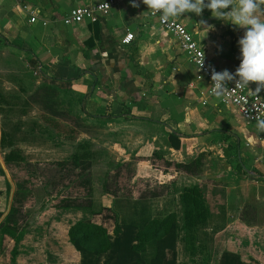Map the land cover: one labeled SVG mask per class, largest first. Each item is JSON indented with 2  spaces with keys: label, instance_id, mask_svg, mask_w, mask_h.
<instances>
[{
  "label": "crops",
  "instance_id": "0c3cea01",
  "mask_svg": "<svg viewBox=\"0 0 264 264\" xmlns=\"http://www.w3.org/2000/svg\"><path fill=\"white\" fill-rule=\"evenodd\" d=\"M105 1L0 0V68L16 73L8 76L12 87L33 86L32 92L44 85L56 87L66 105L72 102L59 114L81 125L73 129L78 142L115 151L120 163L133 161L132 183L150 182L162 190L130 191L127 204L119 194L111 196L104 208L118 215L126 207L139 210L149 220L159 211L173 210L168 201L178 199L182 187L195 185L208 210L196 233L206 252L196 263L217 264L223 252L238 254L247 264L260 262L264 133L209 94L208 81L199 77L158 18L149 16L142 0H135L139 7H132L133 0H113L95 22L64 24L72 9ZM33 11L37 18L31 23ZM175 19L210 64L235 73L246 29L215 18L207 8L199 16L185 13ZM128 33L133 39L124 44ZM256 87L251 83L247 88ZM259 95L264 98V90ZM170 135L178 148L170 145ZM250 247L255 257L248 253Z\"/></svg>",
  "mask_w": 264,
  "mask_h": 264
},
{
  "label": "rangeland",
  "instance_id": "374dc122",
  "mask_svg": "<svg viewBox=\"0 0 264 264\" xmlns=\"http://www.w3.org/2000/svg\"><path fill=\"white\" fill-rule=\"evenodd\" d=\"M9 75L16 73L10 74L0 68V87L14 96L11 99L13 108L9 119L11 124H19L20 128L15 147L22 149L25 160L6 166L3 156L9 150L0 149V224L10 212L16 184L30 191L31 196L26 199L24 207L15 205V210L4 223L14 236L2 235L0 264H78L79 254L67 236L70 225L79 219L89 218L91 222L102 225L108 234L112 235L118 216L110 210L92 215L89 210L62 208L66 201L87 198L92 187V200L98 209L109 204L111 196L119 194L123 197L121 203L127 204L130 201L127 198L130 191L145 193L151 186L152 191L162 190L150 182L132 183L133 161L120 163L115 151L91 149L90 146V156L86 159L74 161L70 158L69 155L73 150L75 152L77 143H81L78 142L80 137L75 135L73 129H78L81 125L74 119L68 120L60 114L66 106L71 107L72 102H67L66 105V100L56 92V87L54 89L44 86L35 92H32L33 86L19 84L12 87ZM47 113L56 118L48 117ZM154 162L163 166L159 159H154ZM187 170L193 171L192 168ZM175 206L171 205L170 209L173 208L181 220L182 211L178 201ZM138 212L139 210L126 207L119 212V216L124 223L140 225L142 216L138 215ZM194 245L196 256L190 263L182 251V245L179 244L180 264H197L200 256L205 255L206 249L202 245ZM248 253L256 256L252 247ZM261 253L260 262L252 258L253 262L257 261L256 264H264L261 263L264 262V253Z\"/></svg>",
  "mask_w": 264,
  "mask_h": 264
},
{
  "label": "trees",
  "instance_id": "16d2710c",
  "mask_svg": "<svg viewBox=\"0 0 264 264\" xmlns=\"http://www.w3.org/2000/svg\"><path fill=\"white\" fill-rule=\"evenodd\" d=\"M48 87L55 89L52 86ZM13 97L0 87V149L8 148L9 150L3 156L6 166L12 163H22L25 160L22 149L19 146L15 147L17 134L20 132L19 124H11L12 121L9 119L13 108L11 105ZM172 139L173 136L170 135V145L178 148V144H174ZM87 146L85 142L80 143L70 158L74 161H81L89 157ZM15 188L10 212L0 224V244L2 235L14 236V233L7 229L4 223L15 210V205L19 204L24 207L26 199L28 200L31 196L30 191L19 187L18 184ZM92 191L90 187V195L87 198L71 199V201H66L62 208L89 210L92 215H99L103 210H110L118 217L112 235H109L102 225L91 222L89 218L79 219L70 225L67 236L70 244L79 254L78 264H180L179 244L182 245V251L188 262H193L196 250L194 244L198 243L197 229L203 226L208 219V210L197 186L182 187L177 193L178 199L172 197L168 201L170 206L174 207L178 201L182 211L181 220L175 210L167 213L159 211L149 220L145 215H141L140 225L124 223L111 208L100 206L96 209V203L92 200ZM217 264L247 263L242 261L238 254L223 252Z\"/></svg>",
  "mask_w": 264,
  "mask_h": 264
},
{
  "label": "clouds",
  "instance_id": "9594fccd",
  "mask_svg": "<svg viewBox=\"0 0 264 264\" xmlns=\"http://www.w3.org/2000/svg\"><path fill=\"white\" fill-rule=\"evenodd\" d=\"M142 3L153 15L159 14L162 23L185 13L199 16L207 8L215 18L246 29L239 39L241 63L235 73L212 69V94L218 98L225 96L232 81H235V88L255 83L254 92L259 94L264 90V20L260 18L264 16V0H207V3L205 0H142ZM132 7H139V3L133 0ZM203 63L204 60L200 69ZM255 127L257 132L264 133V118L257 117Z\"/></svg>",
  "mask_w": 264,
  "mask_h": 264
},
{
  "label": "built area",
  "instance_id": "2783aa9c",
  "mask_svg": "<svg viewBox=\"0 0 264 264\" xmlns=\"http://www.w3.org/2000/svg\"><path fill=\"white\" fill-rule=\"evenodd\" d=\"M113 0L96 4L95 6L77 7L70 11L69 15L63 19L64 24H78L87 19L95 22L99 14H106L110 7L113 5ZM32 17L30 22L34 23L37 18V12L31 13ZM150 17H157L159 25L177 42L179 49L184 53L189 63L194 67L199 77L208 81L209 86H212L211 74L214 68L220 72L214 65L210 64L203 48L193 39L192 35L186 28L179 23L176 19L162 23L159 14L153 15L149 11ZM46 25V22H43ZM133 39V34L128 33L123 38L124 44H129ZM204 60L203 67L200 69L202 61ZM228 87L230 91L221 98L223 104L231 105L239 113L242 120L247 124H256L257 117L264 118V98L254 92L255 90L248 89L247 87L235 88V81L229 82ZM209 94H212L211 87H209Z\"/></svg>",
  "mask_w": 264,
  "mask_h": 264
}]
</instances>
